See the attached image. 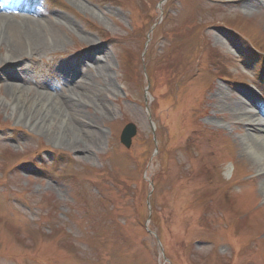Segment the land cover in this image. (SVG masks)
<instances>
[{
    "label": "rangeland",
    "instance_id": "374dc122",
    "mask_svg": "<svg viewBox=\"0 0 264 264\" xmlns=\"http://www.w3.org/2000/svg\"><path fill=\"white\" fill-rule=\"evenodd\" d=\"M1 2L62 26L54 46L12 59L0 25V264H264V177L232 119L264 123L241 97L264 73V0ZM26 13L0 9L4 23ZM94 60H106L102 74ZM84 75L101 95L73 105L98 134L82 152L75 121L63 114L58 128L51 104L69 103ZM7 84L23 88L21 107L7 105ZM194 170L214 186L207 199L255 192L238 232L214 229L195 196L188 207Z\"/></svg>",
    "mask_w": 264,
    "mask_h": 264
},
{
    "label": "bare ground",
    "instance_id": "6f19581e",
    "mask_svg": "<svg viewBox=\"0 0 264 264\" xmlns=\"http://www.w3.org/2000/svg\"><path fill=\"white\" fill-rule=\"evenodd\" d=\"M12 7L26 10L27 13L24 14L23 17L19 21L9 22V23H4L3 21H1L5 19L6 15L0 14L1 34L3 38L5 39V41L3 40L5 44L4 43L3 44L5 48V53L7 56L8 55L11 56L12 59H18V58L23 57L25 54H27L29 57H31L32 54L39 53L43 49L48 48L50 46H54L57 42L61 41L58 35V31H55V28H58V29L61 28L62 26L61 23L41 22L36 10L25 4H22V5L17 4V6H9L6 4H0V9L7 10V9H12ZM105 61L106 60H104L103 62H99L98 60H94L96 71L99 72V74H102L103 73L102 69L106 68V64H104ZM13 77H17V76L13 75ZM88 78L89 77L86 75L79 77L78 79L79 82H77V84H75L71 88V91L69 92L70 102L64 103L65 105L64 107L63 105H59L57 103L51 104L53 105L52 109L56 110V115L58 116V121H57L58 128L60 124L66 121L64 119L65 114H68V116L75 121L74 125H72L70 123L72 122V120L70 119L69 120L70 122L68 121L67 124L69 126L71 125L74 126V131L72 132L80 133V136H79L80 139L79 141L75 142L73 147L79 148L80 150H82V152H85L86 150H88L92 146L93 142L96 141V139L98 138L97 132L93 129V126L91 125L93 123L90 120L81 119V117H79L80 112L77 111L75 107H73L74 104H80L81 99L89 97L90 95L93 96V99H94V96L98 98V95L99 96L101 95L100 93H98L97 89L93 90L91 85L87 84L88 82L86 80H89ZM79 88L81 89L80 91H79ZM22 90H21V87H18L17 85L7 84V92L10 93V95L12 94V97H10L8 94L7 97L4 96L3 98L6 101L7 105L11 106L12 109L15 107V105L17 106V103L19 101H20V107H21L23 98L26 94ZM226 94H224L223 92L222 102H220L219 105L226 110H230L231 105L226 99ZM45 100H49V98L45 96V99L40 101L41 104H39L38 108L35 109L36 110L34 111L35 114L39 112L40 108L44 105ZM29 106L30 104L28 105V107ZM28 109H25V110H28ZM49 109H51V106ZM25 110H24V116L28 114ZM19 111L20 110L17 109L15 110V113H19ZM35 114L33 116L31 115L33 119H35L36 117ZM233 117L234 118L232 119L236 120L237 122H239L240 124L244 125L247 128V132L244 133V130H243V133H242V135H244L242 137L244 140V143H243L244 148L242 151L243 155L245 156L246 154H248L254 162L257 161L260 164L259 171L261 173L258 175H261L264 177V135L261 132L264 130V127L262 123L257 122L256 120L248 121L245 118L242 119V116H238L237 114H234ZM50 120L53 121L54 118L52 117L46 118L45 123L48 124ZM58 131L61 132L60 130ZM257 133L259 135L254 136ZM252 137H256L257 139L254 140L252 139ZM82 141L83 143H81ZM257 141L260 143V146L255 145ZM241 163H244V162H241ZM240 165L242 167H245V165L243 164H240ZM195 172L197 173L196 176H199L198 178L200 179H198L196 183L195 182L192 183V186L189 187L188 195L190 196H188L189 198V203L187 204L188 207L190 208L192 205L191 204L192 196H195L196 201L194 202V200H192L193 203H195L196 206H202V208H204L205 210L204 214L210 215L212 217L213 222L215 223L218 222V225H215V226L211 224V221H209L210 223L208 224H210L211 226H214V229L216 228V226L219 227V225L220 226L223 225L224 226L223 231L228 230L229 232L230 231L238 232L237 231L238 225L239 226L241 225L240 227L243 226V224L240 223V220L246 217L244 216V214L247 215L248 213H250L251 215L252 214L251 211H254V208H253L254 202H252V200L257 199V197L255 196V192L252 191L249 196H246L243 194V191L245 190V188H243L238 193L231 194L230 198L233 199L231 202H227L225 199L222 201H220V199L217 200L218 199L217 197L213 199H207L206 194H207L208 188L212 190L214 189V186H211V185L209 186L205 176L202 173V170H200V173L199 171L194 170L193 174H195ZM250 173H252L251 170H250ZM251 181L252 180H246L244 182H246L245 185L251 187V190L252 189L254 190L253 181H255V179L252 182ZM262 181H264V178L262 179ZM263 187H264V183H263ZM204 188H205V191L203 190ZM216 194L218 196V193ZM242 194L246 198H248L246 201L244 200V196ZM235 206H236V209H238L241 212L240 215H237L238 213H234ZM189 212L191 211L189 210ZM262 212L264 214V208ZM256 225L258 227L259 225L263 226L261 224H256ZM239 231H241V228L239 229ZM253 238H256L255 235L253 236Z\"/></svg>",
    "mask_w": 264,
    "mask_h": 264
},
{
    "label": "water",
    "instance_id": "95a60500",
    "mask_svg": "<svg viewBox=\"0 0 264 264\" xmlns=\"http://www.w3.org/2000/svg\"><path fill=\"white\" fill-rule=\"evenodd\" d=\"M135 131H136V127L133 123L126 124L121 130L120 142L124 146L129 147L131 143V138L135 134Z\"/></svg>",
    "mask_w": 264,
    "mask_h": 264
}]
</instances>
